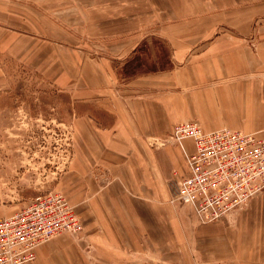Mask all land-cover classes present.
Wrapping results in <instances>:
<instances>
[{"label": "crops", "instance_id": "crops-1", "mask_svg": "<svg viewBox=\"0 0 264 264\" xmlns=\"http://www.w3.org/2000/svg\"><path fill=\"white\" fill-rule=\"evenodd\" d=\"M0 31L11 33L4 45L25 53L52 49L59 67L61 48L75 49L60 71L74 147L58 188L96 246L147 250L162 264H264V197L233 228L199 222L172 204L193 141L148 145L190 122L264 140V0H0ZM159 44L166 64L152 54L145 70L142 53ZM78 46L106 53L78 60ZM60 238L38 246L34 264H50Z\"/></svg>", "mask_w": 264, "mask_h": 264}, {"label": "rangeland", "instance_id": "rangeland-1", "mask_svg": "<svg viewBox=\"0 0 264 264\" xmlns=\"http://www.w3.org/2000/svg\"><path fill=\"white\" fill-rule=\"evenodd\" d=\"M52 18L59 21L60 17ZM77 20V26L85 25L84 16H78ZM8 34L11 33L0 31V209L12 214L35 196L51 191L67 200L58 185L69 170L74 145L70 126L69 77L66 74L65 81L60 74L69 70V50L75 49L61 48L60 59L65 66L59 67L51 62L53 55L50 48L44 49L46 53L43 57L32 53L36 52L35 46L25 53L16 47L4 45L10 37ZM80 36L83 38L85 32L82 31ZM76 50L78 60L83 61L87 57L95 58L106 53L94 47L78 46ZM152 54L157 57V67L166 64L167 49L159 44L153 52L142 53L145 55L142 66L145 70L153 66L148 61V56ZM42 58L44 64H38ZM153 141L148 144L152 149L175 145L159 146L158 142L154 144ZM261 197H264V192L233 213V218L217 222L229 228L237 226L239 217L246 215L251 201ZM71 207L79 220L76 208ZM252 214L260 216V209ZM57 237L63 238H60V243L50 246V264H162L147 250L132 254L118 248L108 250L96 246L83 232L82 224L78 234L62 233L47 242ZM171 259L184 260L179 257Z\"/></svg>", "mask_w": 264, "mask_h": 264}, {"label": "built area", "instance_id": "built-area-1", "mask_svg": "<svg viewBox=\"0 0 264 264\" xmlns=\"http://www.w3.org/2000/svg\"><path fill=\"white\" fill-rule=\"evenodd\" d=\"M188 173L177 183L173 202L188 207L199 222H217L264 192V140L223 128L205 133L194 122L175 125L154 144L181 145ZM81 224L67 200L55 191L35 196L8 217H0V264H34L35 249L59 234H78Z\"/></svg>", "mask_w": 264, "mask_h": 264}]
</instances>
